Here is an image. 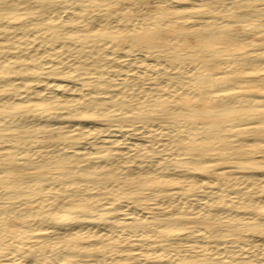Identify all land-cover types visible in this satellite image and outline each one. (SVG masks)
Returning <instances> with one entry per match:
<instances>
[{
	"label": "bare ground",
	"instance_id": "6f19581e",
	"mask_svg": "<svg viewBox=\"0 0 264 264\" xmlns=\"http://www.w3.org/2000/svg\"><path fill=\"white\" fill-rule=\"evenodd\" d=\"M114 1L0 0V264H264V0Z\"/></svg>",
	"mask_w": 264,
	"mask_h": 264
},
{
	"label": "rangeland",
	"instance_id": "374dc122",
	"mask_svg": "<svg viewBox=\"0 0 264 264\" xmlns=\"http://www.w3.org/2000/svg\"><path fill=\"white\" fill-rule=\"evenodd\" d=\"M142 1L138 2L137 4L135 3V5H133L130 8V10H132V11H130V13L132 12L131 15H134L136 18H141L142 16H144V15H146L148 13H152V11L154 12L156 7L159 5L158 2L156 3L157 0H142ZM177 1H193V2H195L197 0H177ZM212 1L213 0H208V2H212ZM128 2H129V0H115L114 2H111L110 6L113 9H115V8L116 9H123V8L126 7V4ZM141 3H142V5H141ZM136 9H137V12H136ZM148 9H150V10H148ZM133 11H135V12H133ZM175 32H176V29H172L171 30V35H172V33L174 34ZM255 38H257V37H255ZM189 42H192V41H189ZM192 66H194V64ZM216 67L214 66L213 67L214 69H212V70L215 71L217 69ZM254 78L257 79V78H261V77L260 76H254ZM197 103L199 105H202L201 102H197ZM128 122H131V121H128ZM134 139H139V140L146 141V142H150V141H152V142L156 141L157 142L158 141V137H151V136H147V135L141 136L140 134H131L129 140L133 141ZM129 140L127 139V141H129ZM191 151L193 153H198L199 149L194 148ZM203 160L205 161L206 164H208L211 167H213V168H211L212 169L211 174L218 173V172L222 173V172L227 171V170L235 171L237 173H255V172L256 173H264V158H260L257 155H256V157H253L251 160L243 159L242 161L240 160L238 163H235V162L233 163L230 160L218 159V158H204ZM231 165H233V166H231ZM208 174H210V173H208ZM202 222L203 221L195 220V223H196L197 226L202 224ZM19 223H20V219H16V221L13 222V224L15 226L20 225ZM253 238L260 245V247L264 249V233L252 234L251 235V239H253ZM7 257L8 256H6V255L0 257V262H2L3 260H6Z\"/></svg>",
	"mask_w": 264,
	"mask_h": 264
}]
</instances>
